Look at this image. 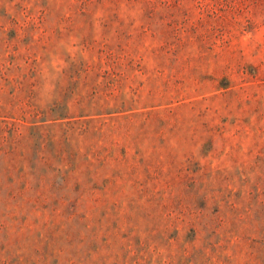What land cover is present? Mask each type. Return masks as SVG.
<instances>
[{
    "label": "rangeland",
    "instance_id": "rangeland-1",
    "mask_svg": "<svg viewBox=\"0 0 264 264\" xmlns=\"http://www.w3.org/2000/svg\"><path fill=\"white\" fill-rule=\"evenodd\" d=\"M0 264H264V0H0Z\"/></svg>",
    "mask_w": 264,
    "mask_h": 264
}]
</instances>
